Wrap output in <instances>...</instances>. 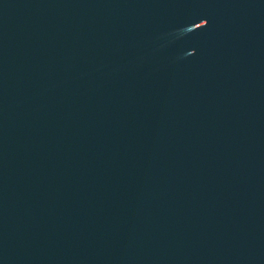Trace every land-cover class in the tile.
I'll list each match as a JSON object with an SVG mask.
<instances>
[{
	"label": "water",
	"instance_id": "water-1",
	"mask_svg": "<svg viewBox=\"0 0 264 264\" xmlns=\"http://www.w3.org/2000/svg\"><path fill=\"white\" fill-rule=\"evenodd\" d=\"M0 264H264V0H0Z\"/></svg>",
	"mask_w": 264,
	"mask_h": 264
}]
</instances>
